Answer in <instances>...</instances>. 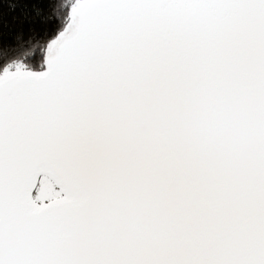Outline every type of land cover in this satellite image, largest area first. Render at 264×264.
<instances>
[{
	"label": "snow or ice",
	"instance_id": "obj_1",
	"mask_svg": "<svg viewBox=\"0 0 264 264\" xmlns=\"http://www.w3.org/2000/svg\"><path fill=\"white\" fill-rule=\"evenodd\" d=\"M33 15L39 55L0 46V264H264V0Z\"/></svg>",
	"mask_w": 264,
	"mask_h": 264
},
{
	"label": "trees",
	"instance_id": "obj_2",
	"mask_svg": "<svg viewBox=\"0 0 264 264\" xmlns=\"http://www.w3.org/2000/svg\"><path fill=\"white\" fill-rule=\"evenodd\" d=\"M44 3L45 0H0V46L19 43L28 55H39L36 37L47 25L33 15V9ZM21 30L24 35L18 41Z\"/></svg>",
	"mask_w": 264,
	"mask_h": 264
}]
</instances>
